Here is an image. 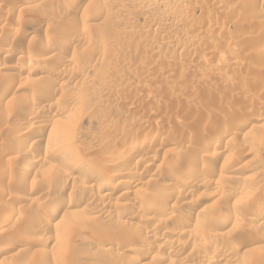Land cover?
Wrapping results in <instances>:
<instances>
[{
    "label": "rangeland",
    "instance_id": "374dc122",
    "mask_svg": "<svg viewBox=\"0 0 264 264\" xmlns=\"http://www.w3.org/2000/svg\"><path fill=\"white\" fill-rule=\"evenodd\" d=\"M29 1L0 0V223L9 208L24 213L0 227V264H264V0ZM25 54L41 71L24 69ZM31 108L52 121L32 122ZM63 132L106 178L138 163L140 201L120 197L126 175L110 192L85 164L44 156ZM217 136L225 153L211 159L205 144ZM34 157L41 163L21 179ZM190 157L202 176L185 189L175 180ZM165 181L171 199L151 200ZM226 214L238 226L213 222ZM41 217L51 220L43 230ZM156 224L170 237H148Z\"/></svg>",
    "mask_w": 264,
    "mask_h": 264
},
{
    "label": "bare ground",
    "instance_id": "6f19581e",
    "mask_svg": "<svg viewBox=\"0 0 264 264\" xmlns=\"http://www.w3.org/2000/svg\"><path fill=\"white\" fill-rule=\"evenodd\" d=\"M29 1V0H28ZM31 1H33V2H36V1H38V0H30L29 2L31 3ZM83 1V0H82ZM87 1V0H86ZM90 1V0H89ZM131 2L132 1H134V2H136L138 5H141V7L145 4V2L143 3L142 2V0H130ZM79 2H81V1H79ZM114 5H116V4H114ZM120 5V4H119ZM117 6H118V4H117ZM145 6V5H144ZM148 7V6H147ZM146 7V8H147ZM119 10V9H118ZM9 12V11H8ZM15 32H17V31H15ZM75 32V31H74ZM80 32V31H79ZM10 33V32H9ZM14 33V32H13ZM71 34V33H70ZM69 34V35H70ZM80 34H81V32H80ZM79 35V34H78ZM80 36V35H79ZM85 36V35H84ZM80 38H81V42H86L85 44H87V39L85 38V37H83V36H80ZM31 39V38H30ZM48 39V38H47ZM45 40V41H47V42H44V44L43 45H41V46H43L44 47V49H45V52L46 53H50V52H52L53 53V50H54V48H52V45L50 46V41H48V40ZM65 39H67V38H65ZM65 39H63V42H62V44H61V49L62 50H65L64 52H66V50L71 46V44H70V42L68 41L69 39H67V40H65ZM65 40V41H64ZM77 40H78V38H77ZM73 41V40H72ZM50 44H49V43ZM88 42L89 43H91V41H90V39L88 40ZM43 43V42H42ZM92 44V43H91ZM75 45V44H74ZM89 45V44H88ZM94 45V44H93ZM103 45V44H102ZM54 46V45H53ZM97 47V46H96ZM100 47V46H99ZM98 47V48H99ZM56 48V47H55ZM59 48V47H58ZM101 48V47H100ZM97 49V48H96ZM102 50H103V48H101ZM17 51V50H16ZM63 52V53H64ZM98 52H101L100 51V49H99V51ZM11 53H12V51H11ZM18 53V52H17ZM22 53V52H21ZM13 54V53H12ZM16 54V53H15ZM24 54V53H23ZM101 54H102V52H101ZM53 55V54H52ZM98 57L100 56V53H97L96 54ZM22 56V55H21ZM35 55H31V54H25V57H22V59L23 58H25V60H26V66H25V68L24 67H22V68H24V69H26L27 70V72H39V71H41L40 70V67H39V65H37V64H35V63H37L36 61H34V59H35V57H34ZM54 56V55H53ZM52 56V57H53ZM96 56V57H97ZM34 57V58H33ZM61 57V56H60ZM44 58V57H43ZM51 58V57H50ZM49 58V59H50ZM63 58V57H62ZM101 58V57H100ZM21 59V58H20ZM36 60H37V58H36ZM43 60V59H42ZM58 60V59H57ZM59 61V60H58ZM23 62H25V61H23ZM35 62V63H34ZM62 62V61H61ZM66 64H72V62H70V61H66L65 62ZM21 66H23V64L21 65ZM43 65H41V67H42ZM44 67V66H43ZM42 67V68H43ZM80 70V69H79ZM44 71V70H43ZM83 71V70H82ZM70 77H72L71 75H70ZM8 86L9 85H7L6 87L8 88ZM11 86V85H10ZM10 88V87H9ZM50 90V89H49ZM48 90V91H49ZM6 91V90H5ZM24 103H26V102H24ZM28 103H30V102H28ZM22 105H25V104H21V107H22ZM30 105V104H29ZM29 105H27V106H29ZM26 106V107H27ZM21 107H19V108H21ZM178 107H179V105H178ZM182 107V109H183V106H181ZM180 107V108H181ZM187 107V106H186ZM29 109H30V107H28ZM63 108V107H62ZM179 108V109H180ZM26 110H27V112H28V109L27 108H25ZM32 109V108H31ZM39 109V108H38ZM43 109V108H42ZM41 109V110H42ZM47 109V108H46ZM45 109V110H46ZM186 109V108H185ZM199 109V108H198ZM26 110H25V112H24V114L25 113H27L26 112ZM60 110H62V109H60ZM65 110V109H64ZM187 110V109H186ZM190 110H192V109H190ZM18 111V110H17ZM23 111H24V108H23ZM63 111V110H62ZM187 111H189V110H187ZM21 112H22V109H21ZM192 112V111H191ZM191 112H189V113H191ZM187 113V112H186ZM193 116H202V117H204L203 115L204 114H202V112L200 113V112H198L197 110L196 111H194L193 110V112L191 113ZM58 115L59 114H57L56 113V115L55 116H53L52 115V119H54V118H58ZM27 116L29 117L28 119H31L32 120V122L33 121H35V120H37V119H43V120H51L50 118L48 119V117H47V115H45V114H43L42 113V111H34L33 109L32 110H29V113H27ZM207 116V115H206ZM206 116H205V118H206ZM210 116V115H209ZM192 117V116H191ZM198 118V117H197ZM193 119H194V117H193ZM201 119V118H200ZM204 119V118H203ZM208 119V118H207ZM52 121V120H51ZM203 121V120H202ZM209 121H210V119H209ZM212 121V120H211ZM210 121V122H211ZM48 122V121H47ZM207 122H208V120H207ZM34 123H36V121L34 122ZM241 123V122H240ZM243 124H244V121L242 122ZM241 123V124H242ZM247 122H245V124H246ZM243 124H242V126H243ZM28 126V125H27ZM26 126V127H27ZM241 126V127H242ZM39 127V126H38ZM223 127V126H222ZM227 127V126H226ZM239 127V126H238ZM252 127V126H251ZM32 128V127H31ZM37 128V127H36ZM35 128V129H36ZM224 128V127H223ZM222 128V129H223ZM230 128V127H229ZM228 128V129H229ZM25 129V128H24ZM27 130V132H28V128H26ZM38 129V128H37ZM54 129V128H53ZM21 130H23V128L21 129ZM32 130H34V129H32ZM40 130V129H39ZM55 130V129H54ZM224 130V131H223ZM223 130H221L222 131V135H227L228 133H229V130H227L226 128H224ZM29 131H30V129H29ZM157 131V130H156ZM30 132H32L33 133V131H30ZM34 132H35V130H34ZM24 133V132H23ZM154 133V132H153ZM21 134V133H20ZM19 134V135H20ZM61 134V133H60ZM67 133H65L64 134V132H63V134H62V142H64V144L62 143V144H60L58 147H50V146H44L43 148H42V154L44 155V156H49V157H51V156H53V157H62V159H64V158H67L68 160L66 161V162H78V163H80L81 165H83V164H85L88 168L90 167L93 171H94V173H96L97 175H98V177H99V179L101 178V182L103 183V185H106L107 187L109 186V187H111V184L113 183V181L115 180V179H117L118 177H122L123 175H126V176H128L129 177V179H130V182H126V185H127V189H126V191L125 192H121L120 194V197H124V199L125 200H127V202H132L131 204H134L138 199H139V197H142L141 195L139 196V194H140V192L138 193V191L139 190H136L135 188H136V186H138L139 184H140V181L141 180H143L142 179V177L140 176L141 175V173H142V171L140 170V172L141 173H139V169H140V165L138 164V163H136L135 164V166L131 169V170H128V171H126V172H123L122 170H119V171H113V173L111 174V176H109V178H106L105 177V174L109 171V170H107V172L105 171L104 172V170L101 168V167H99L98 165H96V164H94V162H90V161H86L85 159H84V157L82 156V155H80V154H78V152L76 151V148L73 146V141H72V139H71V136H69L68 134L66 135ZM123 134V133H122ZM155 134V133H154ZM220 134V133H219ZM22 135V134H21ZM157 135H159V134H157ZM38 136V135H37ZM124 136V135H123ZM35 137V136H34ZM61 137V136H60ZM118 137V136H117ZM218 137V136H217ZM219 137H221V135L219 136ZM216 138L215 140H213L212 139V141H208L206 144H205V149H206V151L207 152H209V153H206L204 150H203V152H205L206 153V155L208 156V155H210L211 157V159H214V158H217V157H219V156H221L222 154H224L223 153V151H222V149H224V143H223V140H222V138H223V136H222V138ZM122 138V137H121ZM185 139V138H184ZM224 139V138H223ZM231 139V138H230ZM186 140V139H185ZM184 140V141H185ZM229 140V139H228ZM233 140V139H232ZM254 140H256V139H254ZM31 141H36L35 139L34 140H31ZM188 141V140H187ZM227 141V140H226ZM225 141V142H226ZM230 141V140H229ZM28 142H30V140L29 139H27V138H25V139H23V140H21L20 141V147H18V148H23V146L26 144V143H28ZM183 142V141H182ZM255 142V141H254ZM34 143V142H33ZM33 143H32V145H33ZM37 143V142H36ZM147 143V142H146ZM146 143L145 142H143L140 146L141 147H138L137 149H139V148H142V147H144L145 145H146ZM184 143H186V142H184ZM188 143V142H187ZM227 143H228V141H227ZM162 144V143H161ZM180 145H182V143H180ZM147 146H149V145H146V147ZM187 146V144L186 145H184V147H186ZM18 148H17V150H18ZM136 148V147H135ZM204 148V147H203ZM143 149H145V148H143ZM147 149V148H146ZM250 149V148H249ZM148 150H149V148H148ZM251 150V149H250ZM16 151V150H15ZM21 151V150H20ZM23 151V150H22ZM139 151H141V149L139 150ZM147 151V150H146ZM18 152V151H17ZM143 152V151H142ZM141 152V153H142ZM19 153V152H18ZM148 153V152H147ZM201 153V152H200ZM19 154H21V153H19ZM130 154H131V152H130ZM133 154V153H132ZM136 154V153H135ZM203 154V153H202ZM201 154V155H202ZM18 155V154H17ZM22 155V154H21ZM129 155V154H128ZM134 155V154H133ZM139 155V154H138ZM146 155V154H145ZM185 155H186V153H185ZM196 155V154H195ZM204 155V154H203ZM206 155H204L203 157H205ZM131 156V155H130ZM187 156V155H186ZM190 156V155H189ZM188 156V157H189ZM58 157V158H59ZM131 157H133V156H131ZM151 157V156H150ZM187 157V159H189ZM192 157H193V155H192ZM192 157H190V158H192ZM197 157V156H196ZM199 157H200V155H199ZM17 158V157H16ZM19 158V157H18ZM45 158V157H44ZM52 158V157H51ZM206 158V157H205ZM209 158V157H208ZM33 159V158H32ZM38 160H39V157L37 158ZM37 159H35V157H34V160H31L30 162H28V164L26 165V167H24L23 168V170L20 172V178L21 179H24V178H26L27 176H28V174L30 173V170L32 169V167L33 166H36V165H38L39 163H41V162H39ZM154 159V158H153ZM195 159H198V158H195ZM227 159H229V157H227ZM226 160V159H225ZM41 161H42V159H41ZM188 161V165L186 166V170H184V172H183V175L181 174V176H183V180L181 179H173V180H175V184H177L179 187H181V188H189L191 185H189V183H192V182H189V180H200L201 179V176H202V174L200 173V171L198 172V170H197V167L196 166H194V164H195V161H194V159L192 158L191 159V162L189 163V161L190 160H187ZM187 161L185 162V163H187ZM226 161H228V160H226ZM65 162V161H64ZM138 162V161H137ZM199 162H200V160H199ZM201 163H203L202 161H201ZM67 164V163H66ZM65 164V165H66ZM62 164H60V166H61ZM149 164H147V166H148ZM72 166V165H71ZM80 166V165H79ZM146 166V165H145ZM151 166V165H150ZM203 166H204V163H203ZM203 166H200V167H198L199 168V170H200V168L201 167H203ZM209 166V165H208ZM110 167V166H109ZM149 167V166H148ZM151 167H153V166H151ZM151 167H150V169L149 170H151ZM205 167V166H204ZM203 167V168H204ZM206 167H207V165H206ZM35 168V167H34ZM68 168H70L71 169V167H70V164H69V167ZM146 168V167H145ZM148 169V168H147ZM147 169H145V170H147ZM205 169V168H204ZM207 169H209V168H206V170ZM72 170V169H71ZM206 170H205V172H206ZM230 170V169H229ZM111 171V170H110ZM208 171H210V170H208ZM226 171H228V170H226ZM236 171V170H235ZM145 172V171H144ZM149 172V171H148ZM233 173H234V171H233ZM143 174V173H142ZM232 174V173H231ZM88 175V174H87ZM96 175V176H97ZM144 175V174H143ZM142 175V176H143ZM149 175V174H148ZM108 176V175H107ZM180 176V177H181ZM177 177V176H176ZM220 177V176H219ZM225 177V176H224ZM151 178V177H150ZM157 178V177H156ZM173 178V177H172ZM203 178V177H202ZM234 178V177H233ZM220 179H222V176H221V178ZM227 179V178H226ZM25 180V179H24ZM97 180V183H98V179H96ZM95 180V181H96ZM155 180V179H154ZM149 181H151V180H149ZM148 181V182H149ZM203 181V180H202ZM23 181L21 180V183H22ZM100 182V181H99ZM205 182V181H204ZM208 182V181H207ZM17 183V182H16ZM115 183V182H114ZM143 183V182H142ZM162 183V182H161ZM221 183V182H220ZM163 184V183H162ZM208 184H211V183H208ZM19 185V184H18ZM21 185V184H20ZM124 185V184H123ZM141 185V184H140ZM139 185V186H140ZM192 185H193V183H192ZM205 185V184H204ZM105 186V187H106ZM202 186H203V183H202ZM208 186V185H207ZM206 186V187H207ZM106 187V188H107ZM119 187H120V184H115L114 185V187H111V189H110V192H115V191H117L118 192V189H119ZM174 187V184H172V183H170V182H166L165 181V184L163 185V187H162V190L161 191H159V192H155L154 193V195H152V196H150V199L152 198L153 200H158V201H161L162 200V198H164V197H166V199L167 198H169V199H171V197H172V194L171 193H173V192H171V190H172V188ZM205 187V188H206ZM211 187V186H210ZM138 188V187H137ZM192 188V187H191ZM209 188V187H208ZM109 189H107V190H109ZM124 191V190H123ZM235 191V190H234ZM120 192V191H119ZM215 192H216V190H215ZM0 194H3V193H0ZM107 194V193H106ZM174 194V193H173ZM226 194V193H225ZM4 195V194H3ZM9 195V194H8ZM233 195H234V193H233ZM232 195V196H233ZM225 196V195H224ZM119 197V198H120ZM179 197V196H178ZM227 198H231V194H228L227 196H226ZM102 198V197H101ZM100 198V199H101ZM16 199V198H15ZM151 199V200H152ZM117 200V199H116ZM149 200V199H148ZM168 200V199H167ZM166 200V201H167ZM18 201V200H17ZM21 201V200H20ZM138 201H140V200H138ZM157 201V202H158ZM165 201V200H164ZM165 201V202H166ZM148 202V201H147ZM146 202V203H147ZM152 202H155V201H152ZM164 202V203H165ZM168 202V201H167ZM118 203V202H117ZM148 203H150V202H148ZM147 203V205H146V208H147V210L148 211H155L156 209H157V207L156 206H154L153 204H148ZM102 204V203H101ZM107 204V203H106ZM128 204V203H127ZM157 204V203H156ZM62 205V204H61ZM61 205H59V204H56V206L54 207V211H52L53 213H52V219H55V217L56 216H58V214H60V212H61ZM98 205H99V207H98ZM117 205V204H116ZM119 205V204H118ZM158 205V204H157ZM95 206H97L99 209H98V211H97V213L98 214H103L104 216H109L110 217V213L108 212V211H103V209L100 207V203L99 204H96ZM114 206V205H113ZM96 207V208H97ZM15 208V207H14ZM19 208V207H18ZM159 209V208H158ZM17 210V209H16ZM15 209H8V210H5L4 212H3V214H2V218H1V223H0V227H7V226H9V225H11V223L12 222H14L16 219L18 220H20L21 218H22V215L24 214H21L20 212H18V211H16ZM147 210H145V211H147ZM23 212V211H22ZM173 213V212H172ZM172 213H170V212H167V213H164L163 214V216H169V217H172V216H174V215H172ZM183 214V213H182ZM222 215V214H221ZM262 215V214H261ZM230 216V217H229ZM229 216H227V214H226V216H220V217H218V218H216V220L215 221H213V222H215L218 226H220V227H224V226H227V225H229V224H231V225H235V226H238V225H236V224H238V222L235 220V219H237V218H235L234 219V217H231V215H229ZM51 217V216H50ZM216 217V216H215ZM40 218V217H39ZM57 218V217H56ZM47 219V218H46ZM16 220V221H17ZM238 220V219H237ZM49 221H51V220H44L42 217H41V219L39 220V228H41L42 230L45 228V227H47V226H49L48 224H49ZM158 223V222H157ZM160 223V222H159ZM198 223V222H197ZM234 227V226H233ZM140 228V227H139ZM238 228V227H237ZM40 229V230H41ZM140 230H142L141 228H140ZM138 231V230H137ZM145 231V230H144ZM162 232L163 234H167V235H169L170 233L168 232L167 233V231L165 232V230L163 231L162 230V226L161 225H159V224H156V225H154L153 227H152V229H150L148 232H147V236L148 237H151V236H154V234H157L158 232ZM140 232V231H139ZM143 232V231H142ZM141 232V233H142ZM102 234V233H101ZM101 234H99V235H101ZM180 234V233H179ZM146 235V234H145ZM173 235V234H172ZM183 235V234H182ZM104 236V235H103ZM146 236V237H147ZM169 237H170V235H169ZM156 238V237H155ZM153 239V238H152ZM155 241V240H154ZM164 241H165V239H164ZM30 242H32V241H30ZM172 242V241H171ZM252 242V241H251ZM195 243V242H194ZM254 243V242H253ZM30 244V243H29ZM149 244V243H148ZM152 244V243H151ZM176 244V243H175ZM180 244V243H179ZM208 244H209V241H208ZM207 244V245H208ZM250 244V243H249ZM162 245H164V244H162ZM177 245V244H176ZM192 245H194V244H192ZM204 245V244H203ZM248 245V244H247ZM179 246V245H178ZM210 246V245H209ZM215 246V245H214ZM214 246H212V249L213 250H216L217 248H215ZM246 246V245H245ZM151 247V246H150ZM194 247V246H193ZM206 247V246H205ZM139 248V247H138ZM143 248V247H142ZM142 248H140V250L142 251L143 249ZM160 248V247H159ZM167 248V247H166ZM175 248V247H174ZM171 245H170V247H168V249H169V251L170 250H172V249H174ZM210 249V248H209ZM140 250H139V252H140ZM178 250V249H177ZM218 250V249H217ZM3 251H5V249H3L2 248V250H0V255H2V253H3ZM144 251V250H143ZM172 251H174V250H172ZM145 252V251H144ZM176 252V251H175ZM136 253H137V251H136ZM169 253V252H168ZM196 253V252H195ZM226 253H228L229 254V252H226ZM141 255H142V253H141ZM226 255V254H225ZM230 255V254H229ZM162 256V255H161ZM164 257V256H163ZM215 257V256H214ZM159 258H161V257H159ZM199 258V257H198ZM232 258V257H231ZM235 258V257H234ZM4 258H2L1 259V257H0V261L1 260H3ZM162 260V259H161ZM235 260V259H234ZM165 261V260H164ZM218 261V260H217ZM226 261V260H225ZM160 262V261H159ZM162 262V261H161ZM215 262H216V259L214 258L213 259V257L212 258H210V260H209V264H215ZM233 262V261H232Z\"/></svg>",
    "mask_w": 264,
    "mask_h": 264
}]
</instances>
